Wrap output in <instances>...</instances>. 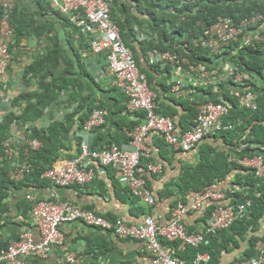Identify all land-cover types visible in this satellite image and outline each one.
Here are the masks:
<instances>
[{
  "label": "built area",
  "instance_id": "1",
  "mask_svg": "<svg viewBox=\"0 0 264 264\" xmlns=\"http://www.w3.org/2000/svg\"><path fill=\"white\" fill-rule=\"evenodd\" d=\"M50 4L61 14L73 20L84 36L88 37L90 53L102 54L105 57L107 73L112 78V85L126 96L125 108L130 113L139 115L140 122L130 131V148H123L115 142H111L104 148L89 146L87 141L79 145V152L71 159H66L54 164L45 170L41 178L46 179L53 187H68L76 185L82 187L90 183L95 176L93 165L96 163L102 167L112 166L119 170L118 182L127 187L132 197L144 201L149 207L154 205V198L146 180L137 174L140 157L147 152V141L151 133H157L163 141L173 149L191 150L204 137L213 134L222 127L230 129L232 125L222 126L221 119L228 113L227 102L208 101L197 107V116L190 130L182 132L175 124L173 118L160 114L158 110L157 95L139 70L134 54L120 36V30L111 17L110 5L107 0H48ZM175 1V0H174ZM181 2L191 0H179ZM14 8L13 0H0V98L6 96L3 91L10 83L9 66L12 60L10 43L13 40L14 28L10 23V17ZM240 14V15H238ZM240 16L218 18L214 23L205 27L201 34L192 39L191 44L206 51L211 56H219L228 59L237 53L243 45L264 43V14L257 10L250 13H236ZM155 36L145 30L136 33V42H151ZM221 56V57H220ZM146 61L148 65H169L170 76L168 85L172 93H179L183 88L194 89L198 84L214 85V74L217 71H209L203 65H196L181 54L168 50L150 48L147 51ZM223 65V78L228 80L230 90H236L238 105L248 109L257 106L256 93L246 86L248 80L246 74L239 73L229 61ZM188 83L189 85H185ZM7 99H0V123L6 112L13 109L6 105ZM105 121V111L100 108L93 109L87 120L83 123L82 132L89 133L92 129L100 127ZM37 123V122H36ZM45 129L48 121L38 123ZM78 124V123H76ZM36 125V124H35ZM12 136L7 139L1 149L0 162L7 159L11 162L9 178L20 181L32 168L26 158L19 157V146L24 143L32 150L39 149L42 145L38 139L25 137L27 125H11ZM240 161V160H239ZM242 164V160L240 161ZM248 165L257 169L261 174L264 167L260 159L246 161ZM150 173L160 174L162 164L153 162L146 167ZM30 204V222L37 230L35 238L30 231H23L19 239L10 241L7 248L0 251V264H27L33 258L48 261L55 246L64 243L65 236L59 226L63 223L75 221L103 231L110 232L119 239H134L144 243L148 264H178L172 256L171 248L162 244L180 241V249L186 246L196 247L206 243L205 236L215 235L218 230L229 228L235 215L243 214L244 205H239L236 212L232 207L225 206L221 201H226L221 191L205 190L192 196L188 204L178 203L172 211V221L157 222L152 215H145L138 223L126 224L122 219L109 220L92 211L81 209L70 201H57L51 198H40L35 193L25 196ZM207 204H213L210 215L202 224L201 229L190 231L184 223V217L191 212H198ZM257 256L241 260L234 264H264V242L258 241L255 245ZM209 254H198L193 264L207 262ZM57 264H84L83 257L77 252H68L60 257Z\"/></svg>",
  "mask_w": 264,
  "mask_h": 264
},
{
  "label": "trees",
  "instance_id": "2",
  "mask_svg": "<svg viewBox=\"0 0 264 264\" xmlns=\"http://www.w3.org/2000/svg\"><path fill=\"white\" fill-rule=\"evenodd\" d=\"M107 1L110 5L111 17L118 25L120 36L126 45L124 32L128 26V19L117 17L115 9L121 11L124 16L126 11H133L134 9L143 17L137 18L136 23L142 30L155 34L156 38L154 41L138 42V46L144 54L150 48L168 50L186 56L191 63L203 65L209 71H217L214 76L216 88L221 91L220 94H214L215 96L211 94L214 86L211 84L196 85L194 92L191 90V95H188L191 98L179 94L181 96L180 100L176 101L182 111L179 117H176L177 112L170 107H162L158 103L157 97L159 105L157 111L160 114L173 118L176 126L182 132H186L194 125L197 106L200 103L208 101L223 103L225 101L228 105V113L221 121L222 124H231L232 127L228 130H219L217 135H213L215 139L221 138L222 146L219 148L217 145L209 143H204L200 146L196 164L193 167L189 165L179 176L176 186L181 195L172 202V207L179 202L186 203L188 199L185 197L188 191L200 193L207 188H211L218 182L224 181L234 169L245 172L243 175L239 173L235 175V177H239L235 179V183L239 185V190L233 196L230 194L231 197L229 199H231V204L251 200L247 214L241 218H236L228 229L218 230L215 235L205 236L206 243H201L199 246H186L184 250H181L180 241L167 242L162 240V244L171 248L172 256L177 259L178 264H193L196 256L203 253L209 254V260L199 264H223V257L233 252L239 254V250L241 251L240 256L234 259L241 261L252 257L255 258L258 254L255 248L257 241L261 240L264 242V233H261V229L264 231V175H255V171L252 168L243 167L232 158L259 155L264 164V43L255 44L254 46L250 44L243 45L236 54L229 56L228 59L222 57V60H217L219 56H211L206 51L194 47L191 41L197 38L205 27L214 23L218 18L229 16L237 19L240 14L236 15V13L241 12L245 15L250 13L251 10H257L264 14V0H191L185 2L167 0L166 4H163L160 0ZM15 6L14 4L10 23L14 28L13 41L15 37L18 42L19 38L18 36L16 38V34H22L24 27L15 23L19 20L15 15L17 10ZM165 25L170 27V31L166 29ZM12 44L13 42L10 43V50L12 49ZM131 50L139 67L140 62L137 50L132 47ZM60 57V51L54 50L47 56L37 59L26 68L27 73L37 76V84L40 89L24 93L12 100L11 106L14 109L6 112L0 123V155L3 153L1 149L3 143L12 136L11 125L13 123L20 127L27 125L25 137L38 139L42 143L41 147L35 150H32L25 143L19 146V157L26 158L32 168L20 181H13L9 178L11 170V162L9 160L3 159L0 162V228L12 224L10 221L13 216L10 215V203L7 201L9 192L12 189L24 187L37 189L48 186L47 180L41 178V175L55 164L61 151L70 148L71 139H76L75 125H77V128H82L83 123L93 109L103 108L101 105L93 104L90 101V95L83 94L86 87L78 84L76 79H68L65 76H60V78L53 76L50 81H47L46 78L51 71L45 70L44 67H49ZM228 61L235 66L234 68L239 73H244L248 76V80L245 83L257 95L256 109H247L239 106L236 90L230 91L227 89L229 82L222 76L224 72L222 63L226 64ZM67 66L71 67L72 63L67 64ZM139 70L145 76L149 87L155 91L150 72L168 74L169 66L160 67V65H153L139 67ZM162 88L165 91H170V87L164 84ZM115 91L123 95L120 89L115 88ZM62 92L65 94L64 103H67V106H70V103L73 102H77V105L73 111L68 112L62 119L54 120V116L49 115L50 120L45 129L38 124V120L44 117L45 108H51V106L57 105L59 102L62 103ZM86 107L87 111L84 109ZM160 140L163 141V139ZM163 143L167 145L164 141ZM177 151L182 152L181 150ZM16 208L22 218L19 223L30 226V204L26 201H21L17 203ZM212 208L213 205L206 207L201 218L202 221L210 214ZM188 229L190 231L197 230L192 226L188 227ZM18 239V231H12L9 237L0 235V251L7 248L10 241ZM27 264L55 263L33 258Z\"/></svg>",
  "mask_w": 264,
  "mask_h": 264
},
{
  "label": "crops",
  "instance_id": "3",
  "mask_svg": "<svg viewBox=\"0 0 264 264\" xmlns=\"http://www.w3.org/2000/svg\"><path fill=\"white\" fill-rule=\"evenodd\" d=\"M17 8L15 15L19 20L15 23L24 27L22 34H16L19 41L14 37L12 40V60L9 66L10 83L3 94L6 96L0 99H7L3 106H11L12 100L24 93H30L40 89L37 84V76L26 72V68L37 59L47 56L51 51L58 50L61 57L45 70H50L47 81L53 76H65L68 79H76L78 84L84 85V95H90V101L95 105H101L105 111V121L100 127L92 129L89 133H83L82 128L75 125L76 139H71L70 148L60 152V156L55 164L74 157L79 152V145L82 141H87L90 147L104 148L111 142L119 144L123 148H130V131L139 124L140 119L137 114L130 113L125 108L126 96L115 91L112 85V78L107 73L105 57L102 54L93 55L90 53L88 37L80 33L76 23L70 17L61 14L54 9L48 0H13ZM115 9V15L119 18L128 19V26L125 29V41L131 48L137 50L139 57V67H149L146 61L147 52H141L135 36L142 28L136 23L137 18H143L134 9L126 11L125 16ZM148 32V31H146ZM148 34H151L148 32ZM155 36V34H153ZM156 38V36H155ZM148 51V50H147ZM72 63V66L67 64ZM153 66V65H152ZM169 65H160L166 67ZM169 71V70H168ZM169 73V72H168ZM152 74V85L158 97V103L162 107H170L177 112L179 117L182 113L176 101L180 100L179 94L165 91L162 85L168 86L170 76L165 73ZM185 85H189L185 83ZM227 89L230 90L227 84ZM191 90L189 89L188 92ZM231 91V90H230ZM233 91V90H232ZM214 94L215 88L213 87ZM212 94V93H211ZM213 95V94H212ZM62 92V103L45 108L44 117L38 120L49 121V115L55 119H62L68 112L73 111L77 102L67 106L66 97ZM53 107V108H52ZM14 109V108H12ZM85 110L87 109L84 108ZM101 109V108H100ZM84 110V111H85ZM87 111V110H86ZM73 129V130H74ZM209 137L197 144L196 148L190 152H176L175 149L165 145L156 133H151L147 141V152L140 157L137 174L142 176L153 195L154 205L149 207L144 201L137 197H132L127 187H123L118 182L119 170L112 166L102 167L94 164V179L82 186L53 187L48 182V186L33 189L21 188L12 189L9 192L7 201L10 203L11 225L0 228V235L9 237L12 231H30L37 238V230L29 220L30 226L21 225L22 219L18 214L16 205L24 201L27 192H33L40 198H51L57 201H70L81 209L92 211L104 216L109 220L122 219L126 224L138 223L145 215H152L157 221L169 223L172 221V202L179 197V189L176 186L179 176L185 168L193 167L198 161V149L204 143L222 146L221 140ZM119 141V142H117ZM158 162L162 164L160 174L150 173L146 167L148 164ZM235 177V171L222 182H218L220 189L228 191L231 189L230 181ZM34 190V191H33ZM188 191L185 198H189L194 193ZM230 200H227L228 203ZM234 210V204H230ZM202 212H191L184 217V223L188 227L199 229L202 225ZM231 226V225H230ZM64 234V243L52 249L49 262L57 261L68 252L80 253L84 264H148L145 245L140 240L119 239L110 232L99 228L88 226L80 221L63 223L59 226ZM261 233H264L261 229ZM239 250V254H240ZM239 254L235 252L223 257L224 263H234Z\"/></svg>",
  "mask_w": 264,
  "mask_h": 264
},
{
  "label": "clouds",
  "instance_id": "4",
  "mask_svg": "<svg viewBox=\"0 0 264 264\" xmlns=\"http://www.w3.org/2000/svg\"><path fill=\"white\" fill-rule=\"evenodd\" d=\"M169 86V85H168ZM170 87V86H169ZM191 90L192 88H188V87H185V88H183L179 93H174V94H180V95H182V96H184V97H189V98H191L190 96H188V95H191V93L192 92H194V89H193V91L191 92H188V90ZM172 93V92H171ZM212 94H213V96H215L214 95V93L213 92H211ZM157 95V94H156ZM201 104H203V103H200L199 105H201ZM198 105V106H199ZM197 106V107H198ZM158 107H159V105H158ZM257 107V106H256ZM248 109V108H247ZM256 109V108H255ZM254 110V109H253ZM138 115V114H137ZM163 115V114H162ZM196 116H197V114H196ZM139 117V116H138ZM196 118V117H195ZM194 118V119H195ZM175 121V120H174ZM226 124H222V126H225ZM230 125V124H229ZM179 128V127H178ZM219 130H228V129H223L222 127H220V128H218L217 130H215V132L213 133V134H210V135H208V136H206V137H204L202 140H204V139H206V138H209V137H212V138H214V136L213 135H217L218 134V131ZM157 134V133H156ZM158 135V134H157ZM159 136V135H158ZM160 138V137H159ZM160 139H162V138H160ZM217 140H221V138H216ZM201 140V141H202ZM216 140V141H217ZM200 141V142H201ZM199 142V143H200ZM222 142V141H221ZM198 144V143H197ZM196 146L197 145H195L191 150H188V151H183V150H181V149H177V150H181L182 152H190V151H192L193 149H195L196 148ZM170 147V146H169ZM172 148V147H171ZM173 149V148H172ZM176 150V149H175ZM232 158V157H231ZM71 159V158H70ZM233 160H235L239 165H241V166H243V167H249V168H252L254 171H255V175H257V176H262V175H264V170H263V172L261 173V174H257V169L256 168H254V167H252V166H250V165H248L247 163H243V162H246V161H252V160H254V159H260V163H261V165L264 167V164L262 163V159H261V156H259V155H255V156H253V157H240V158H236V157H234V158H232ZM242 160V164L240 163V161ZM233 171H235V175L236 174H240V175H243V173H245V172H242L241 170H233ZM232 171V172H233ZM231 174V173H230ZM229 174V175H230ZM239 177H233L232 178V180L230 181V186H231V189H228V191H226V190H223V189H220L222 186H220L219 184H215V186H213V187H211V188H207V189H205V190H211V191H221L224 195H225V198H226V201L227 200H230L228 203H226V201L224 200V201H221L220 203H222L223 205H225V206H229L232 202H231V199H229V197H231V195L233 196V194L237 191V190H239V185L238 184H236L235 183V179H238ZM233 182H234V184H233ZM204 190V191H205ZM204 191H202V192H204ZM202 192H200V193H202ZM28 193H33V192H27L26 194H28ZM200 193H194L192 196H194V195H196V194H200ZM26 194H25V196H26ZM231 194V195H230ZM258 194V193H257ZM25 196H24V198H25ZM192 196H190L189 198H188V201H186V203H183V202H179V203H183V204H188L189 202H190V200H191V198H192ZM24 201H26V202H28V200H26V198L24 199ZM238 201V200H237ZM178 204V203H177ZM177 204H176V206H177ZM244 205V212H243V214H241V215H235V217H234V219H233V221L236 219V218H241V217H243L245 214H247L248 213V207L251 205V200H245V201H243V202H240V203H237V204H234V212H236V210H237V207L239 206V205ZM209 205H213V204H207V205H205L204 207H203V209L201 210V211H198V212H202V213H204V211H205V209H206V207L207 206H209ZM175 206V207H176ZM174 207V208H175ZM213 208H214V205H213ZM212 208V209H213ZM212 211V210H211ZM211 213V212H210ZM210 215V214H209ZM208 215V216H209ZM30 216V215H29ZM207 216V217H208ZM21 217V216H20ZM207 217L204 219V221H202L201 222V224H203L204 222H205V220L207 219ZM202 220V219H201ZM21 221V220H20ZM19 221V222H20ZM233 221H232V223H233ZM231 223V224H232ZM201 227H202V225H200L199 226V229H201ZM230 227V226H229ZM100 229V228H99ZM226 229H228V228H226ZM101 230V229H100ZM20 234V233H19ZM259 241H261V240H259ZM258 242V241H257ZM78 254H80V253H78ZM241 254V253H240ZM240 254H239V256H240ZM148 256V255H147ZM244 260V259H243ZM238 261H240V260H236L235 262H238ZM234 262V263H235ZM233 263V264H234Z\"/></svg>",
  "mask_w": 264,
  "mask_h": 264
},
{
  "label": "rangeland",
  "instance_id": "5",
  "mask_svg": "<svg viewBox=\"0 0 264 264\" xmlns=\"http://www.w3.org/2000/svg\"><path fill=\"white\" fill-rule=\"evenodd\" d=\"M163 4H166L168 1L167 0H160ZM126 4V3H125ZM127 5V4H126ZM144 8V7H143ZM144 10H146V9H144ZM165 27H166V29L168 30V31H170V27H168V25H165Z\"/></svg>",
  "mask_w": 264,
  "mask_h": 264
}]
</instances>
